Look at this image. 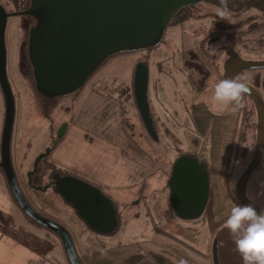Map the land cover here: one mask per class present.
<instances>
[{"label":"rangeland","instance_id":"obj_1","mask_svg":"<svg viewBox=\"0 0 264 264\" xmlns=\"http://www.w3.org/2000/svg\"><path fill=\"white\" fill-rule=\"evenodd\" d=\"M3 2L8 8H17L16 3L7 5L5 0ZM195 7L196 10L212 15H215L217 9L215 3L211 0H204ZM245 14L249 13L246 12ZM211 19L212 17L203 15L199 19L194 18L175 26L170 25L157 45L149 47V49H143L138 53L139 56L142 53L148 54L147 61L150 73L149 101H151L152 109L153 107L156 108V106L159 108L160 103L162 110L164 108L167 111L165 119L161 123L157 122L159 139L154 142L157 144L156 150L151 153H160L172 157L177 155L180 149L183 152L201 149L202 151L207 150V155H210L212 148L217 145L222 153H220L221 158L215 171L224 175L229 169L228 161L223 160L224 151L227 150L229 153L232 144L235 143L236 150L238 149L240 152L239 156L234 157L233 166L230 170V175H233L235 171L232 182L233 187H235L237 180L253 157L257 137V111L250 97H247L249 112L246 121L244 117L245 109L242 112L243 107L236 111L221 110L213 99V86L224 78V65L228 57L225 46L229 45L237 49L241 55L249 60H264V41L262 44L259 43V37H264V23H261L263 24L261 30L263 34L259 32L246 34L250 32L243 30L246 27L249 28L251 24H249L250 22L244 23L239 25L234 31H243V33L222 34L215 37L205 44L203 51L197 53L196 50L199 49L197 41L201 36L192 37L191 30L206 26ZM215 19L213 17V20ZM34 21L35 19L31 14L11 15L7 20L5 34L7 72L16 102L11 144L12 161L13 165L16 166L15 172L17 171L19 178L23 180L29 178V174L34 170L39 156L48 153L54 139L62 133V127L67 124L68 119L73 114L72 102L75 95V92H73L66 95L46 97L37 90L29 50V37ZM189 41L192 43H188ZM122 56L124 55L113 57L92 76L89 82H106V76L102 72L113 61L120 59ZM211 63L218 67L219 72L212 68ZM121 67H124L121 62L114 63L112 71ZM204 68L208 69L207 75L203 72ZM163 69L170 76L165 75ZM132 74L131 70L122 72L120 76L110 82H133ZM254 75L258 77L264 75V68L246 70L239 74V78L252 85L256 83L255 85L264 99V79L262 77L257 80L252 79ZM164 78L167 82H165V89L162 90L161 86ZM156 84L159 86L158 90L155 87ZM121 87L122 84L113 86L111 89L113 97H117ZM132 98L133 93L131 90V101L128 103L126 116L129 122L128 129L135 136V128L132 125L134 124L135 114H138L139 110L132 105ZM212 113L217 115H212ZM4 116L5 100L0 86V142ZM142 123L144 124L143 119ZM145 130L148 135L146 126ZM243 131L244 137L241 140L240 137ZM197 143L199 144L198 146H196ZM55 176L56 174L49 176L48 179L53 181ZM212 178L216 179V177ZM211 185L214 187V183ZM48 189L50 191L41 192L34 190L32 192H35L36 198L41 203L51 207L53 212L68 217L71 214V210L67 207L69 206L67 201L60 200L57 196H52V192L57 190L54 183L51 182ZM24 193L27 196L25 191ZM214 193L217 195L216 190ZM247 194L264 210V154L260 165L249 178ZM52 197L53 200L51 199ZM235 197L236 200L234 202L229 203L228 200H225L226 203L223 202L221 208L225 207L224 212L227 211L229 214L233 206L243 205L237 196ZM27 198L29 199L28 196ZM220 198L218 195L217 199ZM29 201L32 203L30 199ZM146 201L147 206L144 204ZM34 207L36 208L37 206L34 205ZM42 213L49 215L47 211H42ZM124 214L128 215L123 218L124 222L134 219L136 225L140 227L141 232H134V234H137L135 238L137 241L142 240L143 234L148 239L157 242H159V239L166 240L169 234H173L183 239L185 245L195 246V248L197 247L203 252L202 248L204 245L213 238V243L216 242L218 245L219 263L226 264L223 246L228 240V230L220 222H217V218L207 222V224L203 223L205 216L191 221L182 217L179 218L175 215L169 201L163 200L160 196L152 201L144 199L140 205H133V207L126 209ZM51 217L57 219L54 216ZM61 222L64 223L63 221ZM191 222L195 224V227L187 229L186 226ZM39 231L24 228L21 230L22 238H32L35 243L42 244L46 249L52 244L54 246L53 264H70L64 256L60 257V242H62L60 238L44 228L39 229ZM16 232H19L18 226ZM10 234L5 233V236L9 238L16 237L15 234ZM176 244H173L172 250L166 252L167 260L170 258L174 261L181 255L180 251L175 247ZM103 247L104 249L107 248L106 246ZM96 249L102 248L95 247ZM160 249L157 247L156 251H154L152 247H149L146 254L156 253L157 256L161 255ZM192 254L195 255L191 251L186 252V255ZM139 259V256L134 258L135 261Z\"/></svg>","mask_w":264,"mask_h":264},{"label":"crops","instance_id":"obj_2","mask_svg":"<svg viewBox=\"0 0 264 264\" xmlns=\"http://www.w3.org/2000/svg\"><path fill=\"white\" fill-rule=\"evenodd\" d=\"M196 29L191 30L192 37L198 33ZM188 43L192 42L189 41ZM198 45L197 53L205 48L199 42ZM138 61V54L122 56L120 59L113 61L102 72L106 76V82H88L84 88L74 95L72 102L73 114L68 119L67 128L64 135H62L63 140L51 154V159L56 163L60 174L66 175L65 170H74L101 186L100 189L109 196L116 209L118 223L115 229L109 232L93 227L79 208L66 200L64 194L59 190L52 192V196L67 201L69 205L67 207L71 210V214L68 216L69 219L65 217L66 215L53 212L51 207L41 203L36 198L35 192L32 191H50L48 188L52 181L45 189H36L30 184L29 178L27 180L20 179L16 171L19 183L38 210L41 212L47 211L49 215L66 224L74 239L77 252L85 264H180L181 261H184L185 264H214L213 238L204 245L203 252L195 246L185 245L183 239L173 234H169L166 240L159 239V242L148 239L143 234L142 240L137 241L135 240L137 234H134V232H141L139 225H136L134 219L123 221V218L128 216L124 214L125 210L133 207V205H140L144 199L152 201L160 196L163 200L169 201L173 208L170 201L171 187L168 182L171 176L168 174V168L171 166L175 155L169 157L165 154L151 153L156 150L157 144L154 142L157 140L153 139L148 131L147 135L140 113L135 114L134 124L132 125L135 128V136L128 129L129 122L126 112L128 103L131 101V90L133 93L132 105L138 110L134 93V71ZM120 62L124 67L112 71L114 63ZM211 65L216 72H219L216 65L212 63ZM128 70L133 72V82H110L120 76L122 72ZM203 70L205 74L208 72V69L204 68ZM163 72L165 75L170 76L167 71L164 70ZM165 82L167 81L164 78L161 86L162 90L165 89ZM115 84H122L117 97H113L111 94V89ZM123 86H126L127 89L123 90ZM155 87L157 90L159 89L158 84ZM243 100L245 105L242 112L245 109L244 117L246 121L249 112L247 96L244 95ZM150 108L157 127V122L161 123L165 119L167 111L164 108L162 110L160 103L159 108L156 106L152 109L151 101ZM212 115L217 114L212 113ZM198 145L197 143L196 146ZM186 153H193L202 158L209 170L210 199L203 214L197 218L200 219L205 216L204 224L217 218V222L224 226L228 212H224L225 207L221 208L223 202L226 203L225 200H228L230 203L236 200L235 187L232 184L235 171L233 175H230L234 157L239 156L240 153L238 149L236 150V144H232L229 153L227 150L224 151L223 160L228 161L229 168L227 175L215 171L221 158L220 153H222L217 145L212 148L210 155H207V150L202 151L201 149L189 150ZM15 168L16 166H14ZM212 177H216V179L214 180ZM212 183H214V187H212ZM215 190L221 197L220 199H217L218 195L216 196V193H214ZM51 199L53 200V197ZM144 204L147 206V201ZM174 212L178 216L175 210ZM194 219H188V221ZM17 226L19 227L18 233L16 232ZM194 227L195 224H192V222L186 226L187 229H193ZM24 228L34 229L38 232H40L39 229H43L29 223L25 218L21 209L13 200L6 177L0 171V264H53L54 246L51 244L46 249L42 244L35 243L32 238L23 239L21 230ZM5 233H8V235H11L10 233L15 234L16 237H6ZM227 236L228 240L223 246L225 262L226 264H241L240 256L233 251L229 235ZM60 243V257L64 256L66 261H69L64 245L62 242ZM175 243H177L175 247L181 255L174 261L170 258L167 260L166 252L172 250L171 247ZM103 246L107 248L104 249ZM95 247L102 249L95 250ZM149 247H152L154 251L157 247L161 248V255L157 256L156 253L146 254ZM188 251L195 253V255H186ZM136 256L140 257L137 261L134 260Z\"/></svg>","mask_w":264,"mask_h":264},{"label":"water","instance_id":"obj_3","mask_svg":"<svg viewBox=\"0 0 264 264\" xmlns=\"http://www.w3.org/2000/svg\"><path fill=\"white\" fill-rule=\"evenodd\" d=\"M200 1L203 0H31L27 9L15 12H8L0 4V86L5 100L0 166L18 205L29 218L59 236L70 264H85L77 252L70 230L61 221L34 207L14 169L11 144L16 102L7 72L5 34L8 17L31 14L36 18L37 24L31 28L29 37L36 87L42 95L54 97L73 93L84 85L91 75L90 67L85 66L86 51L88 56L96 43L102 45L101 59L111 51L115 54L155 46L162 40L176 11ZM41 34L45 38L40 39ZM40 48L46 49L43 64L36 60L37 49ZM225 49L228 58L224 65V79L237 78L247 69L264 68V60H247L229 45ZM149 78L148 64L138 61L134 71L136 104L147 131L158 140L150 108ZM246 85L245 94L253 100L257 111V137L253 157L237 180L235 193L243 205L251 204L259 212L262 209L248 196L247 184L264 154V99L257 87L249 83ZM66 128L67 124L62 127L59 136L64 135ZM43 155L39 156L29 175L36 170ZM55 174L57 190L79 208L93 227L109 232L115 229L118 217L109 196L79 177ZM168 183L171 187L170 201L178 216L194 219L203 214L210 199V181L208 167L202 158L191 154L178 158ZM213 260L214 264H220L216 242Z\"/></svg>","mask_w":264,"mask_h":264},{"label":"trees","instance_id":"obj_4","mask_svg":"<svg viewBox=\"0 0 264 264\" xmlns=\"http://www.w3.org/2000/svg\"><path fill=\"white\" fill-rule=\"evenodd\" d=\"M7 5L11 4V3H16L17 4V8L15 9H11L8 8L9 11L14 12V11H20L22 9H27L29 6V0H5ZM215 3V7L218 8L220 7V0H211ZM260 1H259V5H257V0H227V9H228V13L229 15L225 18V19H221L218 15L217 12L215 13V15H212L210 13H205L203 11H199L196 10V7H192V8H186L183 9V11H181L180 14L175 15L172 20L170 21V25H178L180 23L189 21L191 19L197 18L199 19L200 17H203V15L205 16H209L212 17L211 21L206 25V26H201L200 28H197L196 30L198 31V33L196 35L201 36V38L199 39V44L203 47L205 46V44L209 41H211L212 39H214L215 37H218L220 35H225V34H234V33H243L242 32H234L235 29H237V27L241 24L244 23H248L250 22L249 25L251 28L248 32H253L256 28L262 26L263 24L261 23H257V22H252V20H254L253 18L250 19H246L245 18V13L251 10V11H255L256 9L259 8L260 6ZM213 17H215L216 19L213 20ZM168 26V27H169ZM233 30V31H232ZM261 39V36L259 37V40ZM149 49V48H148ZM143 49L140 50H125V51H120L118 53L113 54L107 61H109L110 59H112L113 57H117L120 55H128V54H138L142 51ZM148 58V54H141L139 56V61H143L146 64H148L147 61ZM106 61V62H107ZM104 62V64L106 63ZM256 70V69H255ZM263 79H264V75H260ZM258 76L252 77V79H258L261 78ZM255 83V82H254ZM256 84V83H255ZM255 84H253L255 87H257ZM127 88L124 87L123 90H126ZM78 93V92H77ZM76 93V94H77ZM75 94V95H76ZM245 96L249 97L247 94H245ZM155 125V123H154ZM155 129L157 131V127L155 125ZM244 137V131L241 134L240 139L242 140ZM63 140V136H57L54 141L53 144L51 146V148L49 149L48 153H45L38 162L37 168L36 170L31 173V185L33 187L40 188V189H45V187L51 182V179H48L50 174L58 172L59 168L57 167L56 163L51 159V154L53 153V151L56 149V147L58 146V144ZM186 154H191L194 155L193 153H186L183 152L181 149L179 152H177V155L174 156V160L171 164V166H169L168 168V174L169 176H171L172 173V169H173V165L175 163V161L180 158L183 155ZM196 156V155H195ZM0 171L3 173V175L5 176V172L4 169L2 168V166H0ZM66 174L75 176V177H79L99 188H101V186L99 184H97L95 181H93L92 179L88 178L87 176L74 171V170H65ZM218 195V194H217ZM216 195V196H217ZM13 197V194H12ZM13 200L15 202V204L21 209V211L23 212L25 218L32 223L35 226L44 228L48 231H50L51 233L55 234L56 236H58L54 231L47 229L45 227H43L42 225L38 224L37 222L33 221L31 218H29L26 213L22 210V208L18 205L17 201L15 200V198L13 197ZM59 237V236H58ZM61 240V239H60Z\"/></svg>","mask_w":264,"mask_h":264},{"label":"clouds","instance_id":"obj_5","mask_svg":"<svg viewBox=\"0 0 264 264\" xmlns=\"http://www.w3.org/2000/svg\"><path fill=\"white\" fill-rule=\"evenodd\" d=\"M216 12L221 19L229 15L227 0H220ZM246 92L247 85L241 78L223 79L214 84L213 99L221 110L236 111L244 106ZM224 228L241 264H264V210L258 212L251 204L235 205L224 221Z\"/></svg>","mask_w":264,"mask_h":264},{"label":"flooded vegetation","instance_id":"obj_6","mask_svg":"<svg viewBox=\"0 0 264 264\" xmlns=\"http://www.w3.org/2000/svg\"><path fill=\"white\" fill-rule=\"evenodd\" d=\"M204 1V0H203ZM259 1H260V6L258 9H256L255 11H249V14H246L245 15V18L246 19H250V18H253L254 20H252V22H258V23H264V0H257V5H259ZM202 1L200 2H197L195 4H192V5H189V6H186V7H181L178 11H176V13L174 14L177 15V14H180L181 11H183V9H186V8H192V7H195L197 5H199ZM30 3H31V0H29V6H30ZM0 4L8 11V12H11L8 10L7 6L4 4L3 0H0ZM28 6V7H29ZM33 16V15H32ZM34 17V16H33ZM35 21L32 23V27L36 26L37 24V20L36 18L34 17ZM170 24V23H169ZM246 25V24H245ZM169 26V25H168ZM262 27L263 26H260L258 28H256L253 32L251 33H255V32H259L260 34H263V32H261L262 30ZM168 28V27H167ZM251 28H248L246 27V29H244L243 31L245 32H248ZM75 30L76 32L80 33V31H78L75 27ZM166 32V30H165ZM251 33H246V34H251ZM165 34V33H164ZM226 35H231L230 33L226 34ZM45 38V36L43 34L40 35V39H43ZM264 41V37H261L259 43L262 44V42ZM88 50V49H87ZM237 50V49H236ZM38 53H37V62L40 63V64H43L44 62V58L46 56L45 54V51L46 49H43V48H40V49H37ZM238 51V50H237ZM113 51L111 52H107L105 57H103L101 59V54H102V45L99 44V43H96V45L88 52V56H87V51H86V58H87V62L85 64L88 65L91 69V75L87 77L84 85L82 87H80L77 91H75V94L80 91V89L84 88V86L89 82V80L92 78V76L95 75V73L103 66L105 65L106 63H108L109 61H107L112 55H113ZM238 53L241 55V53L238 51ZM243 58L247 59L245 56L241 55ZM88 57H90L88 59ZM228 58V57H227ZM249 60V59H247ZM107 61V62H106ZM104 62H106L104 64ZM33 67V65H32ZM247 70H250V69H247ZM246 71V70H244ZM242 71V72H244ZM33 72H34V67H33ZM55 173H59V172H55ZM55 173H52L50 174V176H54ZM30 177V176H29ZM54 178V177H53ZM55 182V179H53L52 183ZM31 184V183H30ZM55 185V184H54Z\"/></svg>","mask_w":264,"mask_h":264}]
</instances>
